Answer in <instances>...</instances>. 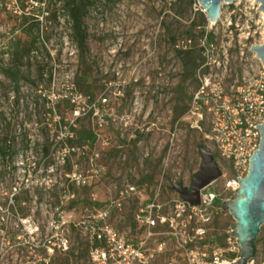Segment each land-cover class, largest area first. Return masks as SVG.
I'll return each mask as SVG.
<instances>
[{"label":"rangeland","instance_id":"374dc122","mask_svg":"<svg viewBox=\"0 0 264 264\" xmlns=\"http://www.w3.org/2000/svg\"><path fill=\"white\" fill-rule=\"evenodd\" d=\"M21 1L29 16L25 20L19 0H0V139L14 138L17 143L16 139L28 134L39 145L25 153L27 148L16 144L13 161L0 160V264H27L31 243L41 255H52L51 264H89L88 240L74 224L83 222L93 205L117 199L126 182L138 187L142 196L131 197L122 212H115L110 220L128 233L127 222L144 200L159 192L160 203H164L179 198L171 189L173 183L191 186L202 162L200 145L215 154L221 170L225 168L204 134L191 128L185 115L177 117L183 108L190 107L198 82L189 79L183 83L176 51H199L206 66L204 73H211L229 88L242 73L240 48L251 58L250 47L264 41V14L254 0H235L222 5L215 24L208 21L198 2L190 4V0H116L114 4L98 0L86 19L88 50L81 62L71 40V23L60 10L58 23L42 22L49 41L36 43L33 57L23 66L24 79L17 92L1 67L11 63L8 45L15 38L25 39L22 23L29 25L32 10L38 7L36 0ZM43 5L44 9H59L62 0H46ZM196 11L204 14L205 21ZM192 22L202 26L189 41L186 32ZM202 30L214 34L212 45L205 44ZM40 68H44L42 76ZM86 72L97 115H81L75 126L93 131L97 139L93 146L76 145L67 165L56 166L45 158L43 147L55 155L57 148H62L61 143L56 145L57 136L66 135L76 118L69 97L79 90L77 76ZM39 91L62 98L55 107L62 120L60 128ZM80 103L86 111L89 103ZM51 165L54 173L47 169ZM74 172L81 175L84 184H72L68 175ZM223 180L215 188L220 189ZM13 194L17 200L11 204ZM59 213L70 220L66 226L56 222ZM234 222L224 212L209 226V237L228 235ZM139 234L135 230L128 236L136 239ZM66 236L70 250L64 254L59 245ZM258 240L257 263L264 258V226ZM48 246H52V253ZM169 261L181 263L172 246L154 264Z\"/></svg>","mask_w":264,"mask_h":264},{"label":"built area","instance_id":"2783aa9c","mask_svg":"<svg viewBox=\"0 0 264 264\" xmlns=\"http://www.w3.org/2000/svg\"><path fill=\"white\" fill-rule=\"evenodd\" d=\"M254 2L260 7L259 2ZM251 47V58L240 48L242 73L240 79L229 88L221 79L213 78L211 73L205 74L204 64L198 68L196 78L199 85L185 114L190 127L204 134L225 163L222 177L201 190L200 203L195 206L180 197L160 203V193L155 192L152 197L144 200L134 215L136 230L140 233L134 237L136 239L128 236L132 231L130 227L129 232L125 233L110 223L115 212H122L126 201L131 197L142 196L138 187L126 182L117 199L105 203L103 207H93L91 214L83 222L74 224V228L80 227L88 240L89 264H154L170 246L179 252L180 264H233L238 260L240 249L236 238L230 234L232 230L230 229L226 236L210 238L208 228L224 213L222 202L231 199L239 190L238 178L247 174L250 158L258 149L261 140L260 129L256 127L264 122V64L251 51ZM39 94L47 99V111H52V114H49L54 117L60 128L62 120L55 107L62 98L54 93L51 98L43 91H39ZM69 101L76 117L70 126H75L76 119L91 109L94 110L93 114L97 115V104L89 103L87 97L78 91L75 90V93L71 94ZM80 101L84 105L89 103L86 111ZM72 137L70 130L66 135L59 133L57 136L56 145L61 143L62 148H57L56 155L50 150L47 157L55 162L56 166L66 165L67 159L75 153L77 148L65 143L67 138ZM16 141L18 145L27 148L25 153L32 152L33 148L39 145V142L28 134ZM47 169L51 173L56 170L54 165L48 166ZM225 169L228 172H225ZM68 178L72 184H84L81 175L75 172L68 175ZM220 179H224L222 187L217 189L215 185ZM14 195L9 200L11 204ZM58 218L56 222L61 226H66L70 221L61 213ZM17 239L20 240L19 237ZM47 248L53 252L52 246ZM59 249L64 254L69 252L70 239L67 236L61 239ZM27 260V264H51L52 255H41L38 247L31 243L27 250ZM167 264L179 263L169 261ZM250 264H264V258L258 263L254 260Z\"/></svg>","mask_w":264,"mask_h":264},{"label":"trees","instance_id":"16d2710c","mask_svg":"<svg viewBox=\"0 0 264 264\" xmlns=\"http://www.w3.org/2000/svg\"><path fill=\"white\" fill-rule=\"evenodd\" d=\"M46 0H36V4L38 5L37 8H34L32 11V22L27 25V21H23L22 27H21V33L23 36H25V39L22 40V38H15L10 42L8 45V53L11 57V63L9 65H2L1 71L2 73L10 80V82L14 86V90L19 92V83L22 79H24V72H23V66L25 62H29L31 58L33 57V52L36 48V43L38 41H49V38L46 33L41 29L42 28V22L45 21L48 23L49 21H53L54 23L57 22V12L62 11L63 14L68 18L69 22L71 23V40L75 43L77 46V49L80 52L81 62L85 61V55L88 50V30L86 25V19L89 17L92 9L96 6L98 0H62V6L59 9H52L49 8L44 9V3ZM108 3L114 4L116 0H106ZM20 2V10L23 11V19H28L29 16H26L25 9H27L25 2L19 0ZM197 4V0H190V4ZM44 9V10H43ZM34 12H38L41 15V18L37 15H35ZM200 13L202 16L203 21H205V16L202 12L196 11L195 14ZM201 24H196L192 22V24L189 27V30L186 32L187 39L191 41V37L193 35V32L201 27ZM201 35L206 37L205 44L207 46L212 45L215 42V36L212 33H206L205 30L201 31ZM174 41V40H173ZM46 49V48H45ZM204 49V48H203ZM182 64V72H183V83L187 80L191 79L196 82H198L196 78V73L198 68L203 63V58L199 51L196 49H188V50H177L176 51ZM48 54V57L50 58V54ZM44 68H40V75L42 76L44 74ZM53 77V73L51 72L49 75V80L51 81ZM76 85L78 86L79 90L78 92L87 97L89 103H95V96L93 94V91L90 88L89 84V74L88 72L82 74L81 76H77ZM199 85V83H198ZM92 91V92H91ZM70 103V101H69ZM187 108H183L182 111L177 115V117H182L186 114ZM49 113L52 114V111ZM94 113V110L91 109L87 111L85 115L92 116ZM1 115V113H0ZM77 121H80V118H77L75 123ZM70 132L73 133L72 138H67L66 142L72 147H76V145L80 146H93L96 142V135L91 130H79L76 128V126H70L69 125ZM15 139H9L7 137L0 139V160L8 163L9 161H13V157L17 154V151L15 149L16 146ZM43 152L45 158H47L50 155V148L49 147H43ZM74 154V153H72ZM69 162V158L67 159L66 165ZM17 200V196L14 195L12 200ZM14 203V201H13ZM105 204V203H104ZM104 204H95L92 207H103ZM24 217V216H23ZM127 221V220H125ZM127 227H130L132 231L135 232L137 226L134 222V216L130 218L127 222ZM260 240L257 241L259 243ZM97 245V244H95ZM90 247V246H89Z\"/></svg>","mask_w":264,"mask_h":264},{"label":"water","instance_id":"95a60500","mask_svg":"<svg viewBox=\"0 0 264 264\" xmlns=\"http://www.w3.org/2000/svg\"><path fill=\"white\" fill-rule=\"evenodd\" d=\"M256 1L260 3L259 9L264 13V0ZM197 2L208 21L216 24L221 16L222 5L232 4L234 0ZM251 51L264 64V41L261 45L252 46ZM256 128L260 129L261 140L258 149L250 158L248 172L243 178H238L239 190L231 199L221 204L222 210L228 212L235 221L230 225V234L237 240L240 256L233 264H250L257 258V241L261 227L264 226V122ZM198 149L202 162L199 171L191 179V186L173 183L171 188L183 201L194 206L200 203L201 190L223 175L215 154L203 145Z\"/></svg>","mask_w":264,"mask_h":264}]
</instances>
